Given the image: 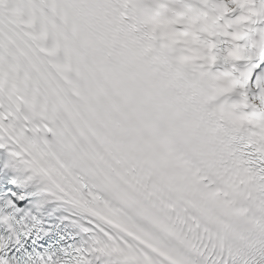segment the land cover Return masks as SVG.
<instances>
[{
    "label": "snow or ice",
    "instance_id": "snow-or-ice-1",
    "mask_svg": "<svg viewBox=\"0 0 264 264\" xmlns=\"http://www.w3.org/2000/svg\"><path fill=\"white\" fill-rule=\"evenodd\" d=\"M0 264H264V0H0Z\"/></svg>",
    "mask_w": 264,
    "mask_h": 264
}]
</instances>
